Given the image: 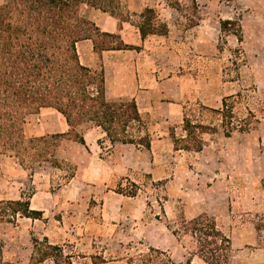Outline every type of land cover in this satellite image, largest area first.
Returning <instances> with one entry per match:
<instances>
[{"label": "rangeland", "instance_id": "1", "mask_svg": "<svg viewBox=\"0 0 264 264\" xmlns=\"http://www.w3.org/2000/svg\"><path fill=\"white\" fill-rule=\"evenodd\" d=\"M135 1L117 0V14L138 24L140 13L152 7L167 23L176 72L183 76L184 113L210 127L202 133V151H174L162 116L151 119L155 179L140 173L123 178L115 187L116 192L143 202L139 232L132 229L129 215L103 221L100 202L90 199V187L67 185L76 172L73 140H61L57 151L61 162L41 161L33 168L0 153V200L30 199L32 208L43 211L39 218L20 216L0 222L4 257L16 264L28 263L34 238L47 237L63 246L75 264H208L197 254L190 234L173 233L182 220L206 213L231 238L230 264H264V0ZM129 6L140 10L133 12ZM222 19L239 22L242 42L222 32ZM110 43L119 41L111 38ZM224 98L233 107V122L249 124V131L225 134L222 117L214 111L222 108ZM108 99L118 101L109 95ZM61 118L50 109L29 115L27 132H59ZM175 124L180 135L182 123ZM91 128L90 124L79 127L88 141L101 135ZM104 140L102 148L110 153L111 143ZM170 240L173 246L166 247ZM159 242L163 247H156Z\"/></svg>", "mask_w": 264, "mask_h": 264}, {"label": "trees", "instance_id": "2", "mask_svg": "<svg viewBox=\"0 0 264 264\" xmlns=\"http://www.w3.org/2000/svg\"><path fill=\"white\" fill-rule=\"evenodd\" d=\"M117 0H5L0 4V153L14 157L25 168L41 161L61 162L57 156L62 139L86 144L79 127H98L113 146L116 142L150 148L153 135L135 100L111 101L107 97L103 71L82 63L77 44L91 39L94 49H126L120 35L102 31L82 8L91 5L117 15ZM138 23L143 38L150 34L168 35L166 22L159 20L156 10L146 7ZM159 25V29L155 25ZM234 25V28L232 26ZM223 33L234 34L243 41L241 26L231 19L220 20ZM119 41L113 45L110 39ZM137 48V47H135ZM51 108L67 121L66 132L28 134L29 115ZM218 112L225 134L234 130L249 131V124L233 122L235 113L223 99ZM210 128L194 122L184 114L183 133L170 128L174 148L201 151L202 133ZM105 140L99 139L103 147ZM264 190V176L261 179ZM43 211L31 207L30 199L0 200V222H12L20 216L39 218ZM177 236L190 234L197 254L208 264H230L231 238L215 218L201 213L182 220L173 229ZM151 250H158L150 247ZM0 264H16L5 259L0 247ZM23 264H75L63 246L34 238V250ZM132 264V261L130 262Z\"/></svg>", "mask_w": 264, "mask_h": 264}, {"label": "crops", "instance_id": "3", "mask_svg": "<svg viewBox=\"0 0 264 264\" xmlns=\"http://www.w3.org/2000/svg\"><path fill=\"white\" fill-rule=\"evenodd\" d=\"M131 3L135 4L136 1L131 0ZM129 9L133 12L140 10H138V6H129ZM82 12L102 31L118 34L125 44L132 46V48L105 49L102 52H97L94 49L93 41L85 39L78 42L77 49L83 64L104 72L107 97L109 95L118 101H136L140 113L148 121L153 141L150 148L116 142L111 146L113 150L107 153L98 143L99 139L105 137L104 133L98 127L91 128L96 132L99 129L101 135L88 141L87 136L83 134L86 144L73 140L78 152L77 156H72L76 172L67 185L77 182L90 187L92 189L90 199L100 202L103 221L115 222L119 217L123 218V216L129 215L128 220L134 225L132 229L139 232L138 218L145 212L143 202L138 197L116 192L115 187L123 178L140 173L151 175L155 179L157 167L153 152L156 140L154 131L151 129V119H159L162 116L169 126L168 135L173 150L180 151L174 148L170 128L175 129L177 126L175 123H182L181 128H183L185 114L182 103L184 91L181 85L183 76L180 72H176L178 66L173 58V46L169 41L170 35L150 34L143 38L138 24L131 19H120L119 15H111L87 4L83 6ZM46 109L55 111L51 108ZM60 116L62 118L60 119L61 129L59 132H66L69 125L61 114ZM157 125L164 126L165 123L157 122ZM163 140L165 141L167 138L163 136ZM104 143H107V140ZM156 221L161 223L159 219ZM157 228L162 229L161 226H157ZM171 234L173 235V233ZM173 244L174 241L170 240L166 247H171ZM155 245L163 247L162 242Z\"/></svg>", "mask_w": 264, "mask_h": 264}]
</instances>
